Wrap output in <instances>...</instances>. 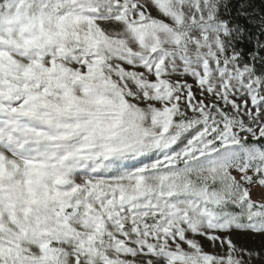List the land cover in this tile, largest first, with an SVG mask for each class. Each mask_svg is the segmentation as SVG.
I'll return each instance as SVG.
<instances>
[{
    "label": "snow or ice",
    "instance_id": "6c2138e0",
    "mask_svg": "<svg viewBox=\"0 0 264 264\" xmlns=\"http://www.w3.org/2000/svg\"><path fill=\"white\" fill-rule=\"evenodd\" d=\"M0 264H264V0H0Z\"/></svg>",
    "mask_w": 264,
    "mask_h": 264
}]
</instances>
